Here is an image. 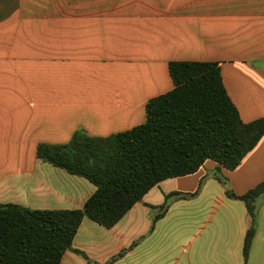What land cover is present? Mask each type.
<instances>
[{"label":"crops","instance_id":"1","mask_svg":"<svg viewBox=\"0 0 264 264\" xmlns=\"http://www.w3.org/2000/svg\"><path fill=\"white\" fill-rule=\"evenodd\" d=\"M172 61L220 63L243 121L264 117V0H0V205L82 209L95 185L38 145L144 123ZM217 175L237 195L264 182V137L235 170L207 160L160 182L111 228L86 217L61 264H264V194L245 262L252 218Z\"/></svg>","mask_w":264,"mask_h":264},{"label":"trees","instance_id":"2","mask_svg":"<svg viewBox=\"0 0 264 264\" xmlns=\"http://www.w3.org/2000/svg\"><path fill=\"white\" fill-rule=\"evenodd\" d=\"M169 70L174 88L149 100L144 123L106 137L78 130L67 143L38 145L39 159L89 180L96 191L82 209L0 205V264H61L86 217L111 228L160 182L195 174L207 160L235 170L257 147L264 117L243 121L220 63L172 61ZM217 177L227 196L243 201L252 218L243 249L247 262L264 182L237 195L227 179ZM201 188L202 183L194 193L168 195L163 213L173 197L194 198Z\"/></svg>","mask_w":264,"mask_h":264}]
</instances>
